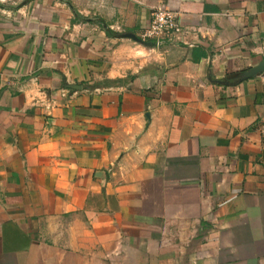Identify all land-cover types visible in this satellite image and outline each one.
I'll use <instances>...</instances> for the list:
<instances>
[{
    "label": "crops",
    "instance_id": "obj_1",
    "mask_svg": "<svg viewBox=\"0 0 264 264\" xmlns=\"http://www.w3.org/2000/svg\"><path fill=\"white\" fill-rule=\"evenodd\" d=\"M263 58L264 0H0V264H264Z\"/></svg>",
    "mask_w": 264,
    "mask_h": 264
},
{
    "label": "built area",
    "instance_id": "obj_2",
    "mask_svg": "<svg viewBox=\"0 0 264 264\" xmlns=\"http://www.w3.org/2000/svg\"><path fill=\"white\" fill-rule=\"evenodd\" d=\"M183 31L178 13L161 4L153 9L150 23L141 29L138 36L146 41H153L154 47L160 49L176 40ZM261 131L264 137V124Z\"/></svg>",
    "mask_w": 264,
    "mask_h": 264
},
{
    "label": "water",
    "instance_id": "obj_3",
    "mask_svg": "<svg viewBox=\"0 0 264 264\" xmlns=\"http://www.w3.org/2000/svg\"><path fill=\"white\" fill-rule=\"evenodd\" d=\"M123 37H129L133 40H135L136 42L145 45L147 47H153L155 46V43L153 41H146L142 38H140L138 35L136 34H123ZM261 73H264V58L255 66L251 67L250 69L244 71L241 74V78L244 79H248L254 76H257ZM71 87H77V85H70Z\"/></svg>",
    "mask_w": 264,
    "mask_h": 264
},
{
    "label": "trees",
    "instance_id": "obj_4",
    "mask_svg": "<svg viewBox=\"0 0 264 264\" xmlns=\"http://www.w3.org/2000/svg\"><path fill=\"white\" fill-rule=\"evenodd\" d=\"M83 19L85 21H92V19H88V18H85V17ZM101 23L104 24L103 21ZM106 32L111 37H118V36H120V33L116 32V31H114V30H112L110 28H107L106 29ZM239 80L240 79H237V80L233 79L232 78V74H230L227 77H225L224 82L227 83V84H234V83L238 82ZM118 81H120V80H118Z\"/></svg>",
    "mask_w": 264,
    "mask_h": 264
}]
</instances>
